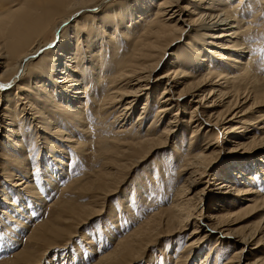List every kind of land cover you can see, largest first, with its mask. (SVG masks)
Returning <instances> with one entry per match:
<instances>
[{
	"label": "bare ground",
	"instance_id": "bare-ground-1",
	"mask_svg": "<svg viewBox=\"0 0 264 264\" xmlns=\"http://www.w3.org/2000/svg\"><path fill=\"white\" fill-rule=\"evenodd\" d=\"M184 2L0 0V212L13 224L0 246H16L10 264H59L61 252L62 264H156L147 254L165 236L178 247L157 248L160 264H264V216L255 228L233 227L234 216L264 210V0ZM166 146L172 154L132 194L138 204L120 205L110 246L98 253L95 234L102 243L107 225L99 222L82 236L95 256L70 253L78 226L115 189L110 182ZM91 154L97 164L73 177ZM202 181L217 191L209 196ZM209 197L216 207L200 220ZM136 209L146 216L132 224ZM29 223L25 242L14 238Z\"/></svg>",
	"mask_w": 264,
	"mask_h": 264
},
{
	"label": "rangeland",
	"instance_id": "rangeland-1",
	"mask_svg": "<svg viewBox=\"0 0 264 264\" xmlns=\"http://www.w3.org/2000/svg\"><path fill=\"white\" fill-rule=\"evenodd\" d=\"M186 1L187 0H185V2L184 3H182L181 4V6H184L185 4H186ZM236 2L238 1V0H235ZM178 15H179V13H176L175 14V18H177L178 17ZM174 18V19H175ZM216 39H220V38H215V40ZM184 42V40L182 39V40H180V41H178V42H176L174 45H173V47H172V50H173V52H176V51H181V47H182V45L184 44L183 43ZM187 42H189L188 41V39H187ZM216 42H219V40L217 41L216 40ZM181 48V49H180ZM180 49V50H179ZM172 50H168V52L170 53V52H172ZM163 71H165V68L164 69H159V70H157L155 73H154V75H153V80H156V77L158 78V76H160L161 75V73H164ZM263 71H261V72H259L260 74V76H259V78H260V80H259V83H261L262 85L261 86H264V72L262 73ZM158 80H156V81H154V83L156 82V83H158L157 82ZM155 83V84H156ZM165 83V82H164ZM163 83V84H164ZM163 84H161V85H163ZM165 85V84H164ZM163 85V86H164ZM163 86H160L159 88H161V90H162V87ZM176 91H178V89H176ZM246 107H248V105H246L245 106V109H246ZM237 111V110H236ZM135 117H136V114H135ZM137 118V117H136ZM259 125H261V124H259ZM191 134V131L189 130L188 131V135H190ZM187 135V136H188ZM5 136V133H4V131H3V128L2 127H0V148H1V142L4 140L3 139V137ZM218 144H220V143H218ZM221 144L223 145H225V146H228V144L226 143V142H224V141H222L221 142ZM220 144V145H221ZM61 146H66V145H64L63 143H61L60 144ZM219 148V149H218ZM225 149V147H223L222 148V153L225 151V152H227V150H224ZM170 150H171V148L170 147H168V146H166V147H158V148H156L155 150H153L152 152H150L145 158H144V160L138 165V166H136V170H134V171H130L128 174H126V177H124L123 178V180L122 179H118V180H115V179H113L111 182H110V186H109V188H114L115 187V189L112 191V194H110V195H107L106 197H103V198H100L99 199V201H100V203H99V206L97 207V209H98V211H96L95 213H94V215L92 216V218L91 219H88V221H86L85 223H83L80 227L78 226V228H77V230H78V232H76V234H75V236H73V241L71 242V244H70V253H73V249L72 248H75V249H79V251H82V253L80 252V254L81 255H83V254H88L90 251V253L92 254H90L91 256H95V253H93L92 252V250H90V251H88V250H86L85 248H82L83 246H82V243L83 244H86L87 246H89L88 245V243H86V241H84L83 240V238H82V236H83V234L84 233H88L89 232V234H92V232H94V229H96V225H98V223L99 222H103V224L105 225V224H107L106 226H104V228H102L103 227V225H101L102 227L99 229V230H101L102 232H100L101 234L103 233V237H100V241H102V243L101 242H99L98 240H97V235L95 234V237H96V241H95V243H96V248H98V247H100L99 248V250H98V253H102L105 249H107L108 248V245L110 246V244L109 243H107L108 241L106 240V239H108L107 238V231H109V238L111 239L112 237L114 238L115 237V232L116 231H118V230H116L115 228H114V226L112 227V225H116L117 224V222H118V220H116V219H121V217H122V211H119V208H120V205H123V203L125 202V201H127V202H129V203H131L132 202V206L133 205H135V204H138V201H137V199H133L132 198V194H133V192H134V190L136 189V187L138 186V185H141V183H140V180H141V178L142 177H144V178H146L147 177V175L149 174V172L152 170V169H154V167H156V166H158L161 162H163V161H166V157L168 156V155H171L169 152H170ZM216 150H217V152H216V154L214 155V157H218V159H219V157H220V153H218V151H220L221 150V146L220 147H216ZM263 150L264 149H262L261 151H259L258 153H257V155H259V156H261V154H262V152H263ZM237 154H241V150H238V153ZM237 154H235V155H237ZM93 154H91L89 157H88V159L87 160H85L84 161V163H82L80 166H79V169H78V171H75V172H72V174H75V176H73V177H76V176H80V173H83L84 171H87V173H89L90 172V170L97 164V162L96 161H94V159L91 157ZM251 154H249L248 156H250ZM178 156H180V157H182L183 156V154H179ZM250 158V157H249ZM258 158V157H257ZM227 160H229V159H224L222 162H221V164H218L217 163V166H216V168H215V170L217 171V173H218V171H224V169L226 168V165H227V163H226V161ZM70 161H71V159H69L68 161H67V165H69V163H70ZM83 162V161H82ZM224 168V169H223ZM71 170V169H70ZM1 172H3V170L1 171ZM78 172V173H77ZM222 173V172H221ZM2 173H0V175H1ZM140 174H141V176H140ZM138 175L140 176L139 178H138ZM143 175V176H142ZM219 176V175H218ZM220 177V176H219ZM66 178L67 177H65V178H63L61 181H60V183H59V185H63V184H65V182L67 181L66 180ZM68 179V178H67ZM179 179H182L181 181H183L184 180V176H181ZM210 178L207 176L205 179H203V180H207V181H210L209 180ZM84 180H86L85 178H84ZM224 179H221V181H223ZM0 181H4V179L2 178V175L0 176ZM118 181H119V183H118ZM62 183V184H61ZM210 183L211 182H205L204 183V181H202L201 182V184L200 185H207V186H209V189H208V191L206 192V194H208V192H209V196H212L213 194H211V193H213L214 191H217V187L213 184V185H210ZM215 183V182H214ZM1 185V184H0ZM144 186V185H143ZM0 188H1V186H0ZM61 189V187L59 188V190ZM193 191L194 192H196L195 191V189H193ZM193 192V193H194ZM28 195V194H27ZM59 195V191H58V189L57 190H53V194H52V196L50 197L51 199L50 200H52L55 196H58ZM215 195H220V194H218V193H216ZM0 197H2L1 196V194H0ZM48 198V197H47ZM210 198V200H209V202H208V204L206 205L205 204V207H207L205 210H204V212L202 213V216H198V218L200 219V220H202L204 217H205V219H206V217H208V215L210 214V212L212 213V212H214L213 210L215 209V205H216V203H213V202H211V200H212V197H209ZM104 201H103V200ZM132 200V201H131ZM135 200V201H134ZM214 200V199H213ZM1 202H2V200H1ZM126 202V203H127ZM136 202V203H135ZM142 203H145V199L142 201V198H141V200H140V204H142ZM212 204L210 207H208L209 206V204ZM102 204V205H101ZM128 204V203H127ZM100 206H103V209H99V208H101ZM204 207V208H205ZM213 207V208H212ZM50 209H51V207H49ZM0 209H2L1 207H0ZM152 209H154V207L152 208V207H150V208H147V209H144V212L146 211V212H150ZM41 214L40 215H38L37 216V220L39 221H43L44 219H45V217H46V215L49 213V209L48 208H46V205L45 206H42L41 207ZM101 210V211H100ZM100 211V212H99ZM99 212V213H98ZM126 212V211H125ZM263 212H264V210H261L260 212H258V213H255L254 211H247V212H244V213H240L239 215H237V216H234V219H235V222H234V225H233V227L235 228V229H237V230H241V229H245L246 228V230H247V228L248 229H250V228H255L257 225H258V221H260V219L262 218V216H264V214H263ZM45 213V214H44ZM142 214V215H141ZM241 214H243L242 216H241ZM125 215H127V212L125 213ZM135 216H138V215H141V216H139L137 219L135 218V220H133V222H132V224H136L137 222H138V220L140 221L141 220V218L143 219L145 216H146V214H144L143 213V209L141 210V212L138 210V209H136V211H135V214H134ZM96 217V218H95ZM119 217V218H118ZM35 220H36V218H35ZM35 220H33V223H34V221ZM36 220V222H35V224H37V223H40V222H38ZM122 222V225H124V223H125V220H124V218H123V220L121 221ZM131 222V221H130ZM7 225V224H9V226L10 227H12L13 226V224H10V221L8 220V218L6 219L5 217H4V215L2 214V212H0V229H1V231H0V242H2V239L5 237V230H4V225ZM34 224V225H35ZM128 224V223H127ZM127 224L125 225V226H127ZM34 225L32 226V223H29V229L27 228L25 231H23L22 233H20V234H18V235H16V236H14V238H16V239H18L19 241H21V242H25V240H26V238L29 236L28 234L30 233V229H32V227H34ZM248 225V226H247ZM247 226V227H246ZM242 227V228H241ZM207 228L206 227H203V229H200V231H201V233H204V231L206 230ZM91 231V232H90ZM10 232L11 231H8L7 233L8 234H10ZM104 233H105V235H104ZM189 233H190V230H187V232L185 233V236H189V238L190 237H192L191 235H189ZM210 233H208L207 235L208 236H210L209 235ZM98 236H100V235H98ZM198 236V235H197ZM197 236L195 237V238H197ZM207 236V237H208ZM261 236V235H260ZM259 236V237H260ZM216 237V236H215ZM259 237H257V240H255L254 242H258L259 241ZM214 238V237H213ZM213 238H210L208 241H207V243L208 244H205V247L204 248H206L208 245H210L209 243H210V240H212ZM163 239V240H162ZM111 240H113V239H111ZM160 240V241H159ZM183 241H181V244H180V247L182 248H184L186 245L184 244L185 243V239H182ZM159 241V242H158ZM158 241L156 242V245L154 244L152 247H151V249L148 251V256H147V258L146 259H148L149 257H151V255H153V257L155 258V263L156 264H160L161 262H162V260H163V256L161 255V252L160 251H158L157 250V248L159 249V247H163L164 249L165 248H167L168 247V254L170 255V254H173L175 251L174 250H172L173 248H176V247H178V245H176V244H173V245H170V244H172V243H170L169 244V241H170V239H167V237L165 236V237H161V238H159L158 239ZM233 243H234V241H231V244L229 243L228 245H231V248L227 251V253H226V255L224 256V258H227L229 255H231L232 254V251H233ZM262 243H264V242H262ZM108 244V245H107ZM103 245V246H102ZM105 245H106V247H105ZM212 245H213V243H212ZM176 246V247H175ZM16 247V246H15ZM15 247H13V248H11V249H9V251L7 250L6 251V249L4 250L1 246H0V264H10V261H9V259L11 258V257H9V256H12V251H14V248ZM85 247V246H84ZM170 248V249H169ZM209 248V246L207 247V249ZM3 249V250H2ZM86 251H85V250ZM89 249H92V248H89ZM153 249V250H152ZM85 251V252H84ZM10 252H12V253H10ZM65 252V254H66V251H64ZM199 252V251H198ZM52 251H49L48 252V254H47V256H46V259H48L49 261H52L53 260V258H52ZM97 253V252H96ZM151 253V254H150ZM63 253L61 252V253H59V258L57 259V262H59V264H62V263H60V262H62V261H64V259H62L63 258V256H64V254L62 255ZM244 254H245V258H247V259H249V257L251 256V258H253L252 257V255L251 254H247V252L245 253L244 252ZM247 254V255H246ZM9 255V256H8ZM58 255V254H57ZM67 255V254H66ZM98 255V254H97ZM155 255V256H154ZM257 255H260V254H257ZM50 256H51V258H50ZM93 257H89L88 259L90 260V259H92ZM200 257V256H199ZM9 258V259H8ZM7 262H6V261ZM47 260V261H48ZM142 261H140V262H138V263H136V264H144L145 262H144V260L143 259H141ZM191 260V259H190ZM188 261V262H186V264H190V262L191 261ZM9 262V263H8ZM144 262V263H143ZM194 262V261H193Z\"/></svg>",
	"mask_w": 264,
	"mask_h": 264
}]
</instances>
